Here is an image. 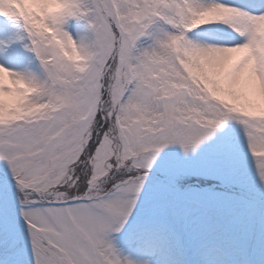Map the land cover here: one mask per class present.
Listing matches in <instances>:
<instances>
[{
  "label": "snow or ice",
  "instance_id": "snow-or-ice-1",
  "mask_svg": "<svg viewBox=\"0 0 264 264\" xmlns=\"http://www.w3.org/2000/svg\"><path fill=\"white\" fill-rule=\"evenodd\" d=\"M0 264H264V0H0Z\"/></svg>",
  "mask_w": 264,
  "mask_h": 264
}]
</instances>
